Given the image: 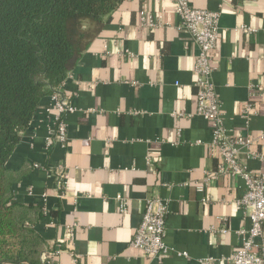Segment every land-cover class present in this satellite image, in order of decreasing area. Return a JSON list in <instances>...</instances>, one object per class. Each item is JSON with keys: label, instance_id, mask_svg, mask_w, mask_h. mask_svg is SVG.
<instances>
[{"label": "crops", "instance_id": "1", "mask_svg": "<svg viewBox=\"0 0 264 264\" xmlns=\"http://www.w3.org/2000/svg\"><path fill=\"white\" fill-rule=\"evenodd\" d=\"M189 1L220 14L210 56L223 127L253 139L239 159L264 173V161L248 156H264V0ZM179 22L174 0H123L59 89L74 110L44 99L9 157L7 167L20 171L13 199L39 207L34 230L54 251L52 264H230L240 246L250 224L237 204L244 181L225 172L196 188L222 159L196 113L198 46ZM247 103L256 111L249 119ZM58 117L65 140L48 146ZM149 197L167 206L170 252L160 261L130 245Z\"/></svg>", "mask_w": 264, "mask_h": 264}, {"label": "trees", "instance_id": "2", "mask_svg": "<svg viewBox=\"0 0 264 264\" xmlns=\"http://www.w3.org/2000/svg\"><path fill=\"white\" fill-rule=\"evenodd\" d=\"M123 0H0V264H40L39 207L13 199L7 161Z\"/></svg>", "mask_w": 264, "mask_h": 264}, {"label": "built area", "instance_id": "3", "mask_svg": "<svg viewBox=\"0 0 264 264\" xmlns=\"http://www.w3.org/2000/svg\"><path fill=\"white\" fill-rule=\"evenodd\" d=\"M174 8L180 19L179 28L188 31L198 46L194 61L196 113L210 123L212 133L210 147L217 151L222 159L218 170L212 174H206L202 178L203 183L197 185L196 188L201 191L205 183L225 172L244 181L245 191L237 204L248 216L250 224L248 228L239 230L241 243L231 256L230 264H264V173H253L240 161V151L249 148L253 139L249 136L234 137L226 132L223 127L220 99L212 81L213 66L210 52L218 40L220 14L218 11L196 8L189 0H174ZM140 20L149 26L154 25L144 13H141ZM50 97L60 113L74 110L73 106L61 96L59 90ZM241 113L243 118L249 119L256 111L251 103H247ZM50 137L52 139L48 138V146L53 139L59 142L65 140L66 131L62 118L56 119ZM259 138H264V130L260 132ZM251 155L264 161V156L261 154L248 151V156ZM56 171L60 175L59 184L62 186L65 183L66 173L60 167ZM166 215L167 206L163 199L160 197L147 198L140 223L133 234L130 245L142 250L151 259L160 261L170 252V248L163 239ZM220 232H226L225 226L221 227ZM53 252L43 250L40 254V264H52ZM177 255L186 256L187 254L178 252ZM199 263L221 264L213 258L200 259Z\"/></svg>", "mask_w": 264, "mask_h": 264}]
</instances>
